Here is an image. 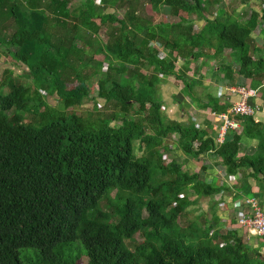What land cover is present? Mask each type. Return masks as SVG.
<instances>
[{
    "label": "trees",
    "instance_id": "obj_1",
    "mask_svg": "<svg viewBox=\"0 0 264 264\" xmlns=\"http://www.w3.org/2000/svg\"><path fill=\"white\" fill-rule=\"evenodd\" d=\"M240 1L229 12L222 0H0V60L24 67L0 82V264L29 250L27 264H264V238L252 247L190 217L186 192L228 187L202 181L205 164L192 173L164 158L177 137L186 157H221L264 197V122L235 116L221 145L212 119L199 123L232 105L208 91L213 69L264 101V0ZM164 7L170 19L153 15ZM170 79L198 110L188 122L164 110ZM244 137L257 142L251 155Z\"/></svg>",
    "mask_w": 264,
    "mask_h": 264
},
{
    "label": "crops",
    "instance_id": "obj_2",
    "mask_svg": "<svg viewBox=\"0 0 264 264\" xmlns=\"http://www.w3.org/2000/svg\"><path fill=\"white\" fill-rule=\"evenodd\" d=\"M216 62H214L215 64ZM215 67V66H214ZM24 68L22 69V71ZM207 83L209 86L208 91L212 92L214 95H228L229 89L237 88L239 86H247L248 81L241 75L235 79L230 80L225 78L223 73H219L217 70L213 69L208 73ZM234 78V77H233ZM206 79V78H205ZM174 80V79H173ZM170 81V80H169ZM248 87V86H247ZM235 93L232 97H229L230 101L233 102L236 98ZM171 96L174 97V94ZM259 106L260 110L257 112L256 118L264 122V101L262 96L259 94L254 98ZM166 104L171 107L166 101ZM170 117L175 118L172 114H169ZM211 118L213 121V126L219 129L221 120L218 119V116L215 114L201 112L199 114V123L203 122L206 118ZM178 119V118H175ZM182 120V119H180ZM185 121V120H183ZM238 130V129H237ZM168 140V139H167ZM169 145L177 147L175 143L167 141ZM257 142L254 139L244 137L243 138V149L248 154H253ZM182 150V149H181ZM168 155V153H166ZM242 153H240L241 155ZM180 161H186V169L190 172H199L201 167L205 164L206 169L202 171V181L206 183H211L215 186H226V190H222L219 193L212 194L210 196H199V194L192 190L185 193L192 203L190 210L194 216L200 217L202 220V226H212L214 230L226 231L227 229H234L238 234L246 240V242L255 247L259 243L256 242V234L253 230L247 226H242L238 222V216L249 213L248 200L251 198H257L260 207L264 212V197L260 196V190L258 187V181L249 179L247 182L244 181L243 172H238L234 175L228 174L225 172V168L220 162L218 157H210L208 154L201 157L193 159L191 157H186L184 152L179 155ZM249 174V172H247ZM250 183V185L248 184ZM252 189L251 194L246 195L244 192V187L247 189ZM261 252H264V248H261Z\"/></svg>",
    "mask_w": 264,
    "mask_h": 264
},
{
    "label": "rangeland",
    "instance_id": "obj_3",
    "mask_svg": "<svg viewBox=\"0 0 264 264\" xmlns=\"http://www.w3.org/2000/svg\"><path fill=\"white\" fill-rule=\"evenodd\" d=\"M222 3L224 4V6L228 9L229 12H234V11H238L239 9H241V4L242 2L240 0H222ZM98 4H100V1H98ZM212 9H215V6L212 7ZM154 16H156L157 18L160 16H164L167 19H170V13H169V8L168 7H164L161 11V13L159 12H155L153 14ZM199 24H203V21L199 22L198 21V26ZM258 40H260V38L258 37ZM18 48L15 47L14 50L16 51ZM104 55H102V57L100 56V58H104ZM108 62V61H106ZM181 63H183V60H180ZM216 64L218 65V63L216 62L214 64V66H216ZM13 69L15 71V74H22V69L24 68L22 65H17V64H13L10 59L8 58V56H3L2 59L0 60V82L2 81V79L5 78V71L6 69ZM211 71H209L208 73H210ZM208 74H207V78H208ZM207 78L205 79V82L207 83ZM199 90H201L203 92L202 87L198 88ZM257 91V95L260 94V90L253 88ZM92 90H94V94L98 93V86L97 84H95V86L92 88ZM161 93L164 96L165 100L168 101L169 104H171L169 107L167 104L164 108V110L169 114H172L173 117L178 118V119H182L185 120V122L190 121L191 117L194 115V113L198 112V110H196V108L194 106H190L184 108L182 106V103L185 102L186 104H188L187 100L188 97L185 95V93L182 91V87L181 85H179V83H177L175 80L170 79V81L166 82L163 84V86L161 87ZM172 94H174V97L171 96ZM257 95L254 97L256 98ZM261 95V94H260ZM44 97H46V102L50 103L52 107H54L55 109L59 108V102H58V98L54 95L51 96H47L45 94H43ZM236 98H239V94H236ZM93 105V100H91L86 107L84 108H78L76 109L79 113H84L85 111H87V109L91 108ZM100 107L102 109H105L106 107H104V103L99 104ZM63 107V106H61ZM104 107V108H103ZM100 108V110H102ZM199 114L201 115V112H199ZM257 115V112L256 114ZM179 139L177 137H170L167 141H170L172 143H175V145L177 146V149H175V151H171L168 152L167 157L164 156V158H166L165 160L167 161V163L169 164L173 159H179L180 160V156L183 151L179 148ZM158 176L161 177L162 176V172L160 171L158 173ZM195 214H192V218L196 219V222L199 226H202V220L200 217H196L194 216ZM239 218V216H238ZM238 220V219H237ZM257 237V236H256ZM138 240H141V236L137 237ZM81 246L79 243H75L73 245V249L74 251L77 253L81 250ZM29 258H33L34 260H37V255L35 254L34 250H29L25 253H23L21 255L20 261L22 262V264H27V260ZM85 258H82L81 260H79L78 264H85Z\"/></svg>",
    "mask_w": 264,
    "mask_h": 264
},
{
    "label": "built area",
    "instance_id": "obj_4",
    "mask_svg": "<svg viewBox=\"0 0 264 264\" xmlns=\"http://www.w3.org/2000/svg\"><path fill=\"white\" fill-rule=\"evenodd\" d=\"M235 93L239 94V98L232 102V105L227 111L215 114L221 120L218 129L216 140L219 145L224 143L229 131L237 130L241 127L240 121L235 117L237 115H254L260 110L259 104L254 101L257 91L246 86H239L237 88H230L228 95L232 97ZM167 157V154H165ZM222 158L220 157V160ZM249 213L239 216L238 222L242 226H247L253 230L258 237L264 238V212L259 205L257 198L248 200Z\"/></svg>",
    "mask_w": 264,
    "mask_h": 264
}]
</instances>
